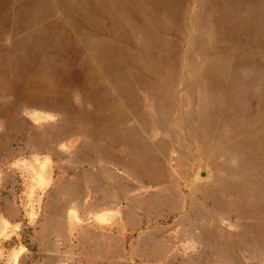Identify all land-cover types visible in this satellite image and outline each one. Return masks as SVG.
I'll return each instance as SVG.
<instances>
[{"label":"rangeland","instance_id":"rangeland-1","mask_svg":"<svg viewBox=\"0 0 264 264\" xmlns=\"http://www.w3.org/2000/svg\"><path fill=\"white\" fill-rule=\"evenodd\" d=\"M0 264H264V0H0Z\"/></svg>","mask_w":264,"mask_h":264}]
</instances>
